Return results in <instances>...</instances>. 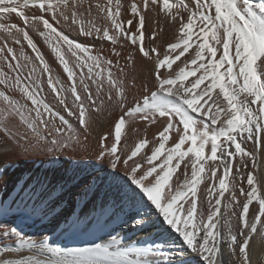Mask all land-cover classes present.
Returning <instances> with one entry per match:
<instances>
[{
    "label": "snow or ice",
    "instance_id": "snow-or-ice-1",
    "mask_svg": "<svg viewBox=\"0 0 264 264\" xmlns=\"http://www.w3.org/2000/svg\"><path fill=\"white\" fill-rule=\"evenodd\" d=\"M83 3L0 0V84L22 98L0 91V131L12 141H0V156L74 150L82 146L80 134L62 111L87 129L94 113L118 108L112 131L98 138L95 162L75 167L91 169L84 194L103 191L101 207L115 210L119 223L106 221L101 235L69 245L0 223V254L28 253L0 264H223L217 258L222 244L235 264H250L251 238L264 239L258 172L264 167V0H129L127 6L95 0L81 12ZM93 6L105 23L95 22ZM148 12L162 14L174 29L166 45L159 39L162 25L154 23L146 38ZM14 17L23 26L7 22ZM62 24L76 26L85 41L110 43L111 53L70 38ZM30 32L42 38L66 78L53 73ZM116 46L129 50L122 54ZM136 57L151 83L145 80L129 101L125 68ZM45 82L56 104L46 102ZM13 117L23 133L8 131ZM131 121L143 123L144 134L118 152ZM149 127L157 129L151 139ZM6 171L0 184L11 179ZM49 184L36 179L31 187L40 195L30 196L31 204L0 201V219H44L45 201L65 186ZM129 226L147 233L133 240L123 230Z\"/></svg>",
    "mask_w": 264,
    "mask_h": 264
},
{
    "label": "bare ground",
    "instance_id": "bare-ground-1",
    "mask_svg": "<svg viewBox=\"0 0 264 264\" xmlns=\"http://www.w3.org/2000/svg\"><path fill=\"white\" fill-rule=\"evenodd\" d=\"M85 1L87 3V0ZM93 1L91 3H93ZM101 2H103V0H101ZM84 7L87 8L86 6ZM81 8L83 9V7ZM84 11L86 12L85 9H83L81 12ZM156 12H158V8ZM91 13L92 16L95 17V22L98 24H100V22L105 23L102 16L98 14L96 8L91 10ZM124 13L125 11H123V14ZM124 18V20L129 19V14L124 15ZM147 27L148 26H146V28ZM168 27L169 29H166L165 33H161L159 36L160 42L165 43V45L166 42L174 39V29L169 24ZM107 53L108 52L106 51V54ZM49 58L53 57L51 56ZM53 63L55 65L54 67L57 68L56 70L63 73L62 68L57 62H55V59L53 60ZM141 65L142 62L140 61L139 57H136V71H130V74L131 72H134L133 76H135V79L137 80L136 83H138V87L135 88V85L133 86L128 82V93L130 94L128 97L129 101H131L134 96L140 95L142 93L143 89L141 85L145 82V80H148L149 85L151 83L150 78L147 77L146 68L142 67ZM65 75L66 74H63V78ZM132 82L133 81H131V83ZM0 107H3L2 101H0ZM64 114L67 115L66 112ZM119 114L118 108H109L99 113H94L90 126L87 129L83 128L84 130L82 131V128L79 130L82 146H74V150L71 148L66 149L64 153L55 157L47 154L46 152L29 153L27 156H25L23 154H18V149L1 157L0 172H4L5 169H7L5 174L11 178L8 183L0 184V201H3L4 203H11L13 198H16L18 202H27L31 204L32 201L29 199V197L32 196L34 198V195H40L39 187L36 189L31 187V185L36 182L37 178H47V180L50 181V184L48 185L49 188H51L53 185H57L58 183H64L65 186L63 190H61L59 187L55 188L51 196H49L45 201L47 208L44 219L37 217L25 219L10 216L8 218L0 219V223H14L26 235L32 237L33 239H36L41 235H49L52 242H59L64 245L79 244L85 240L91 239L93 234L101 235L106 221H109L110 225L118 224V215H113L115 210H113L110 206L106 208L101 207V201L105 198L103 191H97L95 193L89 192L84 194V187L88 182V171L91 169L81 171L77 169L75 165L79 164L83 167L89 162H95V149L98 143V138L104 133L112 131L113 123L118 118ZM71 120L72 119H70V122ZM74 120H72L73 124H75L73 122ZM76 124L78 126V122H76ZM6 125L8 131L12 133H23L25 131L24 126L20 123L17 117H13L6 121ZM135 128L137 129L134 130ZM156 130L157 129L155 127H149L147 135L150 139ZM143 134V123L136 121L129 122V124L126 125V128L123 130L121 144L118 145V152L125 143L132 145ZM29 135L31 134L29 133ZM8 144H11V141ZM39 161L41 162L39 163ZM261 161L264 163V156L261 157ZM37 162L39 163L38 166L36 165ZM8 164H11L12 166L8 167ZM40 164L41 166H39ZM258 172L260 173V177L264 179V167L258 169ZM73 175H76V180L70 179ZM17 181L19 185H24L27 191H21L19 186L14 189V184H16ZM18 192L19 195H17ZM45 195H47V193H45ZM57 220H59L58 224L56 223ZM65 220H67V223ZM73 221H77V223H72ZM233 223L235 224V220H233ZM123 230L124 233L133 240L139 239L145 236L147 233V230L141 231L130 226L124 228ZM248 251L250 264H264V239H261L254 234L250 240ZM21 255H28V253L27 251H23L20 254H0V258L15 259L19 258ZM217 258L218 260H222L223 264H230V262L231 264H235V257L230 252L225 250V246L223 244L221 245V253L218 254Z\"/></svg>",
    "mask_w": 264,
    "mask_h": 264
},
{
    "label": "rangeland",
    "instance_id": "rangeland-1",
    "mask_svg": "<svg viewBox=\"0 0 264 264\" xmlns=\"http://www.w3.org/2000/svg\"><path fill=\"white\" fill-rule=\"evenodd\" d=\"M93 0H87V3H86V1L84 0V6H86L87 7V5H88V3L89 2H92ZM121 2H122V4H124V5H126L127 6V3H129V0H121ZM124 2V3H123ZM93 5L95 4V1H93V3H92ZM84 6H82L83 7V9H85V10H87V8H85ZM94 7H92V9L91 10H94L93 9ZM82 8H80L79 9V11L81 10ZM83 9L81 10V11H83ZM156 11H157V9H156ZM85 12V11H84ZM156 13H159V8H158V12H156ZM156 13H153V12H148L147 14H146V26H148L147 28H146V38H147V35H148V33L149 32H151L152 31V29H153V25H154V23H156L157 24V28L158 27H160V25H162L163 26V32H162V34H164L165 33V31H166V29H169V27H168V24H166V23H163V16H162V14H160V15H158L157 16V14ZM122 14H123V10H122ZM124 15H128V13L125 11V13L123 14V19H125L124 18ZM154 16V17H153ZM159 18V19H158ZM153 19V20H152ZM161 20V21H160ZM7 22H9V23H11V22H16V23H20L21 24V26H23L22 25V22H20L19 21V18H13V19H11V20H9V21H7ZM97 23V22H96ZM160 23V24H159ZM98 24V23H97ZM100 24H103V23H101L100 22ZM167 26V27H166ZM61 28H62V30L65 32V34H67V35H69L70 36V38H76V39H78L79 41H81V42H87V43H89V45L90 46H94L96 49H97V51H100V50H103V52L106 54V51L108 52L107 54H110L111 53V48L113 47L110 43H108V42H101V41H92V40H89V41H85V38L84 37H82V36H80L79 35V33H78V31H77V28H76V26H74V25H71V24H62L61 25ZM76 31V32H75ZM76 34V35H75ZM30 35H32L33 36V39H34V41L38 44V46L41 48V50L43 51V52H45L44 54H45V56H46V59H48L49 60V62H50V65H51V67H52V71H53V73L54 74H58V75H60L62 78H63V74L64 73H61V72H59L58 70H56L57 68H55L54 66V63H53V60H54V57L53 58H49V57H51V54H50V50L47 48V45L46 44H44V42H43V40H42V38H40L39 36H38V34H35V33H32V32H30ZM4 39V34L3 33H0V43H2V40ZM39 40V41H38ZM41 41V42H40ZM9 44H11V46H14L15 48H19V46L18 45H15V44H12V42L9 40ZM18 46V47H17ZM126 47H121V46H116V49H117V51H120L122 54H123V52L125 53V52H127L129 49L128 48H126ZM125 49V50H124ZM25 50L29 53V54H31V50L30 49H28L27 47H26V42H25ZM30 51V52H29ZM114 58V57H113ZM53 59V60H52ZM124 60H121V64H124L125 63V61L123 62ZM130 64L131 63H129L128 64V66L125 68V71L127 72L128 71V82L131 84V85H135V88L136 87H138V83H136L137 82V80L136 79H134L133 80V77L135 78V76H133L134 75V72L136 71L135 70V64L133 65V64H131V66H130ZM133 66V67H132ZM131 68V69H130ZM134 68V69H133ZM135 70V71H134ZM130 71H134V72H131V74H130ZM130 75V76H129ZM64 78H66V75L64 76ZM45 81H46V78H45ZM131 81H133L132 83H131ZM133 83H135V84H133ZM129 86V85H128ZM45 93H44V95H45V100H46V102H50V103H52V104H56L57 102H56V100H54L55 99V94L54 93H51V91H50V89H48L47 88V85H46V82H45ZM0 91H5V92H7V94H9L12 98H14V99H21L20 98V96H19V93L18 92H16V91H14V90H11V89H5V87L2 85V84H0ZM127 91L129 92V88L127 89ZM48 92V93H47ZM53 94V95H52ZM49 95V96H48ZM130 96V94L128 93V97ZM22 100V99H21ZM30 103V102H29ZM65 112H62L61 114H64ZM64 115H66V114H64ZM66 117H67V115H66ZM67 118H70V119H72V120H74V118L73 117H67ZM66 118V119H67ZM70 119H69V121H70ZM72 120H71V122H72ZM75 124H74V126L75 127H77V131L79 132V130H80V128H82V127H78L77 126V124H76V121L74 120L73 121ZM137 128H135L134 130H136ZM82 130H84L83 128L81 129V131ZM2 132V133H1ZM0 141H3V142H5V143H10V139H8L7 137H6V135H5V133L3 132V131H0ZM11 143H12V141H11ZM3 156H5V155H2V156H0V158L1 157H3ZM66 158V157H65ZM41 161H39V163H40ZM38 162L36 163V165L38 166V164H39ZM39 166H41V164L39 165ZM76 200V199H75ZM75 200H74V202H75Z\"/></svg>",
    "mask_w": 264,
    "mask_h": 264
}]
</instances>
